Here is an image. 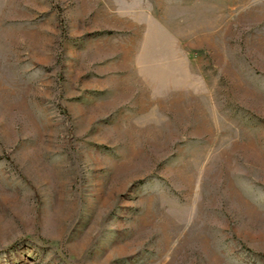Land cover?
Segmentation results:
<instances>
[{"label":"rangeland","instance_id":"rangeland-1","mask_svg":"<svg viewBox=\"0 0 264 264\" xmlns=\"http://www.w3.org/2000/svg\"><path fill=\"white\" fill-rule=\"evenodd\" d=\"M0 264H264V0H0Z\"/></svg>","mask_w":264,"mask_h":264}]
</instances>
